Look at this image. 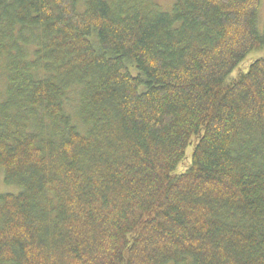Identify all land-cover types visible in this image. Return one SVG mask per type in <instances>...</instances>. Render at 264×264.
<instances>
[{
	"label": "trees",
	"instance_id": "obj_1",
	"mask_svg": "<svg viewBox=\"0 0 264 264\" xmlns=\"http://www.w3.org/2000/svg\"><path fill=\"white\" fill-rule=\"evenodd\" d=\"M260 2L0 0V264H264Z\"/></svg>",
	"mask_w": 264,
	"mask_h": 264
},
{
	"label": "rangeland",
	"instance_id": "obj_2",
	"mask_svg": "<svg viewBox=\"0 0 264 264\" xmlns=\"http://www.w3.org/2000/svg\"><path fill=\"white\" fill-rule=\"evenodd\" d=\"M153 2L157 6L162 7V11L163 12H169L170 6H171L173 0H153ZM257 14L258 15L256 17L255 28H256L257 32H261L262 31V28H263V25H264V0H261V2H260V8H259ZM263 54L264 53L256 54V51H253V52L249 53V55L244 60V63H247L249 60H253L256 57H258L260 55H263ZM128 68H129L130 72L133 75L136 74L134 72V70L131 68V66L128 65ZM2 177H3V174L0 172V195L7 194V193H10V194L17 193V191H16V189L14 187H8V186L4 185L3 178ZM5 186H6V188H4Z\"/></svg>",
	"mask_w": 264,
	"mask_h": 264
},
{
	"label": "bare ground",
	"instance_id": "obj_3",
	"mask_svg": "<svg viewBox=\"0 0 264 264\" xmlns=\"http://www.w3.org/2000/svg\"><path fill=\"white\" fill-rule=\"evenodd\" d=\"M174 1V0H173ZM257 5V4H256ZM170 9H171V7H170ZM170 12V11H169ZM71 94V93H70ZM73 94H74V92H73ZM75 96V95H74ZM78 96V95H77ZM77 98V97H76ZM79 99V98H78ZM68 100V99H67ZM82 101V100H81ZM100 134V133H99ZM4 188H6V186L4 187Z\"/></svg>",
	"mask_w": 264,
	"mask_h": 264
}]
</instances>
